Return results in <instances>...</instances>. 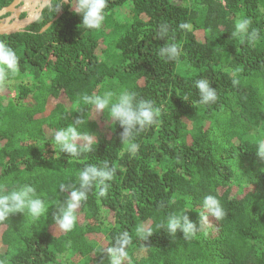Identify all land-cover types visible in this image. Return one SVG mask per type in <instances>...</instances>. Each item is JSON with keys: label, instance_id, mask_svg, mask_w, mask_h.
Instances as JSON below:
<instances>
[{"label": "trees", "instance_id": "1", "mask_svg": "<svg viewBox=\"0 0 264 264\" xmlns=\"http://www.w3.org/2000/svg\"><path fill=\"white\" fill-rule=\"evenodd\" d=\"M14 1L0 0V10ZM54 7L53 0L25 30L0 36L19 56L14 82L0 85V188L28 184L49 206L37 220L17 213L0 222V264H109L103 250L125 230L133 239L126 264H264V162L255 153L264 136V0H108L99 30L79 28L67 0ZM242 17L260 31L254 45L232 36ZM184 22L190 30L179 29ZM163 23L167 42L182 48L175 61L159 56ZM201 78L217 90L215 103H198ZM123 89L159 109L157 123L139 132L135 155L118 124L108 120L102 134L95 111L77 104L83 94ZM73 123L97 139L79 158L50 143L53 129ZM103 160L117 169L107 196L90 190L73 230L61 232L53 214L68 193L59 186ZM208 194L225 215L209 217L199 232ZM185 209L196 236L157 227ZM141 223L153 231L148 241L136 237Z\"/></svg>", "mask_w": 264, "mask_h": 264}, {"label": "clouds", "instance_id": "2", "mask_svg": "<svg viewBox=\"0 0 264 264\" xmlns=\"http://www.w3.org/2000/svg\"><path fill=\"white\" fill-rule=\"evenodd\" d=\"M65 0H54V11L58 12L63 6ZM73 13L81 17L82 23L79 28L86 30H99L102 28L108 0H67ZM264 12V8L261 9ZM251 19L242 17L236 20L232 36L241 42L247 41L254 45L260 38V31L257 28H251ZM179 29L188 31L191 24L184 22L179 24ZM169 25L163 23L159 26L157 39L165 40L164 46L159 47V56L168 60L175 61L182 55L181 46L176 43H168ZM19 72V56L17 51L3 39H0V85H10L14 82V77ZM233 83H237L233 80ZM194 86L199 92L201 105H210L217 101V90L211 86L207 79H197ZM186 99V98H185ZM83 103L90 106L96 114H107L111 122L120 126V142L126 148L127 152L135 155L140 145L136 138L140 131L151 127L157 123L159 109L154 106L150 99L137 98L133 91L123 89L119 94L111 91L103 95L83 94L80 96L77 104ZM54 149L58 148L59 153H66L70 157L79 158L82 154L92 151V145L97 143L95 135L87 132H80L76 123L66 127H60L52 130L50 137ZM256 156L259 161L264 162V136L256 141ZM117 169L108 160H103L97 165L89 164L83 167L77 176V180L70 184H61L59 190L68 193L66 198L56 205V211L53 214L54 223L61 232H71L78 220V212L82 204L87 201L89 191L98 187V196H107L111 187L110 182L114 179ZM264 171V169H262ZM49 206L46 199L37 195L36 190L28 184H17L9 189L0 188V222L8 220L14 214L22 213L31 216L37 220L46 216ZM188 209L170 214L166 222L157 225L158 228L165 230L169 235H175L177 232L183 233L184 238H190L197 235L198 230L186 214ZM225 210L220 200L212 194L205 195L202 201V210L199 211L200 230L206 224H209V217L220 220L224 217ZM136 237L143 241L153 235L151 228H147L143 223L136 226ZM133 239L130 233L125 230L119 232L110 242L103 252L107 255L109 264H126L129 260L128 248L132 245ZM147 247L144 246L146 250ZM69 253L61 254L60 259L64 260Z\"/></svg>", "mask_w": 264, "mask_h": 264}, {"label": "water", "instance_id": "3", "mask_svg": "<svg viewBox=\"0 0 264 264\" xmlns=\"http://www.w3.org/2000/svg\"><path fill=\"white\" fill-rule=\"evenodd\" d=\"M53 0H15L10 6L0 10V36L11 35L25 30L36 22L42 12L52 4ZM9 14V16H6ZM26 14L24 17H21ZM62 15V11L56 20ZM53 22L47 24L43 31L48 30Z\"/></svg>", "mask_w": 264, "mask_h": 264}, {"label": "rangeland", "instance_id": "4", "mask_svg": "<svg viewBox=\"0 0 264 264\" xmlns=\"http://www.w3.org/2000/svg\"><path fill=\"white\" fill-rule=\"evenodd\" d=\"M198 36L200 39H203L204 35L202 32H197ZM93 118L95 121H97L98 125H99V132L104 134L107 132L108 129V118L106 116V114L104 115L103 113L101 114H96L94 112Z\"/></svg>", "mask_w": 264, "mask_h": 264}, {"label": "flooded vegetation", "instance_id": "5", "mask_svg": "<svg viewBox=\"0 0 264 264\" xmlns=\"http://www.w3.org/2000/svg\"><path fill=\"white\" fill-rule=\"evenodd\" d=\"M23 15H26V14H23ZM22 17V16H21Z\"/></svg>", "mask_w": 264, "mask_h": 264}]
</instances>
